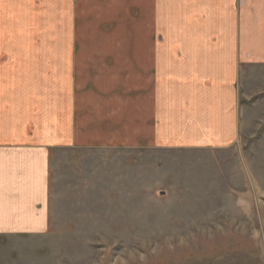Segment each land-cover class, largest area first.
I'll list each match as a JSON object with an SVG mask.
<instances>
[{"label": "crops", "instance_id": "1", "mask_svg": "<svg viewBox=\"0 0 264 264\" xmlns=\"http://www.w3.org/2000/svg\"><path fill=\"white\" fill-rule=\"evenodd\" d=\"M2 33L67 59L66 85H2ZM243 62L264 64V0H0V236L49 231L59 150L230 146Z\"/></svg>", "mask_w": 264, "mask_h": 264}, {"label": "rangeland", "instance_id": "2", "mask_svg": "<svg viewBox=\"0 0 264 264\" xmlns=\"http://www.w3.org/2000/svg\"><path fill=\"white\" fill-rule=\"evenodd\" d=\"M2 34V85H66L67 59L12 56ZM237 91L228 147L53 153L50 229L0 236V264H264L263 63L243 62Z\"/></svg>", "mask_w": 264, "mask_h": 264}]
</instances>
